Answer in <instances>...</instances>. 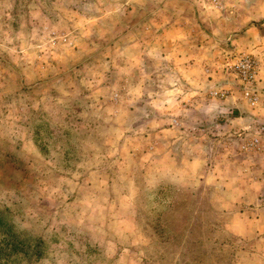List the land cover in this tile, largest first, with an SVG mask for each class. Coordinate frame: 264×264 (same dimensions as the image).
I'll return each instance as SVG.
<instances>
[{
    "label": "rangeland",
    "instance_id": "obj_1",
    "mask_svg": "<svg viewBox=\"0 0 264 264\" xmlns=\"http://www.w3.org/2000/svg\"><path fill=\"white\" fill-rule=\"evenodd\" d=\"M263 35L264 0H0V264H264Z\"/></svg>",
    "mask_w": 264,
    "mask_h": 264
},
{
    "label": "built area",
    "instance_id": "obj_2",
    "mask_svg": "<svg viewBox=\"0 0 264 264\" xmlns=\"http://www.w3.org/2000/svg\"><path fill=\"white\" fill-rule=\"evenodd\" d=\"M208 1L215 5L218 3V0ZM261 38L264 41V35ZM258 68V60L248 54H241L230 65V72L236 74L248 90H253L258 74ZM245 93L248 94L251 103H255L259 99V95L254 93V91H247Z\"/></svg>",
    "mask_w": 264,
    "mask_h": 264
},
{
    "label": "trees",
    "instance_id": "obj_3",
    "mask_svg": "<svg viewBox=\"0 0 264 264\" xmlns=\"http://www.w3.org/2000/svg\"><path fill=\"white\" fill-rule=\"evenodd\" d=\"M3 228L4 230H7L8 232L10 231V228L11 226H8L7 224H4V222L0 219V229ZM14 238H16V236H14ZM20 242H25L24 239L23 240H19ZM17 240L14 239L13 242H12V247H13V250L12 252L14 251H17L16 248L18 247L17 244H16ZM26 247H30L31 248V256L34 257V261H36L39 257V255L42 253V244L41 242H33V243H26ZM31 244V245H30ZM18 249V248H17Z\"/></svg>",
    "mask_w": 264,
    "mask_h": 264
},
{
    "label": "crops",
    "instance_id": "obj_4",
    "mask_svg": "<svg viewBox=\"0 0 264 264\" xmlns=\"http://www.w3.org/2000/svg\"><path fill=\"white\" fill-rule=\"evenodd\" d=\"M260 73H261V78H262L263 80H262L261 83H259V84L264 86V70H262ZM262 76H263V77H262Z\"/></svg>",
    "mask_w": 264,
    "mask_h": 264
}]
</instances>
